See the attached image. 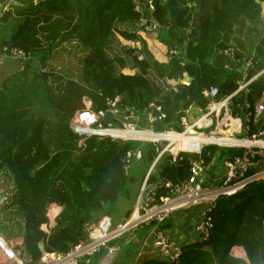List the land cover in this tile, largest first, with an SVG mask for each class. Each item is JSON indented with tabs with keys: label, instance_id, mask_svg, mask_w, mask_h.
Returning <instances> with one entry per match:
<instances>
[{
	"label": "trees",
	"instance_id": "obj_1",
	"mask_svg": "<svg viewBox=\"0 0 264 264\" xmlns=\"http://www.w3.org/2000/svg\"><path fill=\"white\" fill-rule=\"evenodd\" d=\"M160 2L146 18L150 0H0L4 3L0 48L15 47L28 54L20 61L22 69L0 84V178L9 194L0 205V234L6 240L21 238L19 247L31 261L39 257L40 239L45 251H65L84 238L86 224L103 215L114 224L116 199L128 197L132 174L131 168L124 173L123 156L138 144L89 137L83 147L78 146L68 121L84 107L83 97L89 99L92 110L116 95L120 103L138 107L154 99L165 113L156 128L179 130L181 117L204 111L208 100L201 95L203 88L215 87V99L237 88L241 75L235 63L217 49L231 46L236 56H251L247 79L264 67V25L258 0ZM140 18L147 25L156 23V41L163 47L160 58L147 50L141 36L144 29L131 28ZM242 38L252 43L247 53ZM63 44L72 46L67 55L77 62V79L68 68L62 70L65 74L46 68L66 49ZM174 46L184 50L182 64L167 54ZM263 90L264 72L230 97L231 115L244 118L247 111L252 113ZM253 130L251 126L249 132ZM140 148L137 161L142 164L137 170L142 179L158 149L150 143ZM216 150L220 158L237 154L234 149L211 145L199 157L205 161ZM197 157L179 153L172 160L163 153L147 181L163 178L184 183L189 160ZM260 166L264 167V160ZM107 174L114 180L105 185ZM99 191H110L112 198L101 201ZM161 192L158 189L156 194ZM51 202L61 210L44 235L39 225L47 221L45 210ZM130 211L126 209L123 218ZM208 215L207 237L182 245L176 263L147 259L139 264H264V180L217 197Z\"/></svg>",
	"mask_w": 264,
	"mask_h": 264
},
{
	"label": "built area",
	"instance_id": "obj_2",
	"mask_svg": "<svg viewBox=\"0 0 264 264\" xmlns=\"http://www.w3.org/2000/svg\"><path fill=\"white\" fill-rule=\"evenodd\" d=\"M258 1L259 20L264 25V0ZM135 9L139 10V7L135 6ZM139 22L145 23V20L140 18ZM155 27L157 25L151 26L152 29ZM184 46L185 43L181 45V49ZM181 49L174 46L167 53L174 56L180 64L184 61V50ZM217 52L227 55L235 63L236 70L241 75L237 88L232 94L218 99H215V87L203 88L201 95L208 100L204 111L193 120L181 117L178 122L179 130L156 128V124L163 121L165 113L154 99L138 107L120 103L116 95L106 98L102 108L92 110L89 99L83 97L84 107L75 110L68 121L70 130L77 136L78 146L83 147L89 137H108L122 142L150 143L158 149L140 181L131 211L115 227L110 217L101 216L86 224L83 228L84 238L67 250H44L35 261H31L25 251L0 234V264H91L96 256L97 264H110L116 253V248L110 245L113 239L119 234L132 233L145 226L151 231V245L160 253L161 258L169 263H176L181 254L180 245L162 225L172 212L192 206H201L194 230L197 239H205L211 227L208 212L213 208L215 199L234 194L252 182L264 180V167L260 166V162L264 160V90L254 103L252 113L247 111L244 118L232 116L228 108L230 97L263 73L264 67L247 79V69L252 67L251 56H236L231 46L217 49ZM4 58L23 61L28 58V54L15 47L2 46L0 59ZM244 108L248 109V104H244ZM105 114L110 115L108 121L104 119ZM251 126L254 130L249 132ZM211 145L234 149L237 154L220 158L219 150H216L211 155L207 154V160L203 161L199 157L200 151ZM163 153L171 155L172 160L179 153L198 155L189 160V177L186 182L173 183L163 178L147 181L154 162ZM140 157L139 145L125 152V174L128 173L130 164ZM158 189H162V192L157 195ZM60 210L61 206L57 203L51 202L46 206L47 221L39 225L44 235L49 234Z\"/></svg>",
	"mask_w": 264,
	"mask_h": 264
},
{
	"label": "crops",
	"instance_id": "obj_3",
	"mask_svg": "<svg viewBox=\"0 0 264 264\" xmlns=\"http://www.w3.org/2000/svg\"><path fill=\"white\" fill-rule=\"evenodd\" d=\"M13 61L17 60L9 58L0 59V84L6 76L18 70H15L14 66L10 65ZM19 69H21V67ZM231 124H233V121H231ZM5 194L7 195L6 191ZM200 207L201 206H192L174 211L162 225L167 232H170L180 247L197 238V233L194 228L198 219ZM9 241L16 244L20 249L21 238ZM110 245L116 248V253L111 258L110 264H139L147 259H162L160 253L151 245V231L147 226L135 232L125 234L119 242L112 241ZM119 254L122 257L120 262L116 260ZM97 263L98 258L95 257L94 260L91 261V264Z\"/></svg>",
	"mask_w": 264,
	"mask_h": 264
},
{
	"label": "rangeland",
	"instance_id": "obj_4",
	"mask_svg": "<svg viewBox=\"0 0 264 264\" xmlns=\"http://www.w3.org/2000/svg\"><path fill=\"white\" fill-rule=\"evenodd\" d=\"M18 3V2H17ZM152 25H155L156 26V23L153 24H144L141 23V22H136V23H133L131 28L133 30H137L139 29L140 27H142L144 30L143 32L141 33V36L142 38L144 39L145 41V46L147 48V50L149 51V53L154 56L155 58H160L162 52H163V47L160 46V44L158 43V41H156V37H155V33H156V30H157V27H155L154 29L151 28ZM242 43H243V47L244 48V52L247 53L248 51L251 50L252 48V43L251 41H246L245 38H242ZM65 46L66 49H64V51H62V53L59 55V54H56L49 62L48 64H46V68L49 69L50 71H57V72H61L63 74H65L62 70L64 68H68L70 70H73L75 72V76H74V79H77V75L76 73L78 74V70H77V62L73 59H71V57H69V55H67V53L71 50L72 46L71 47H68L66 46V44H63ZM251 47V48H250ZM77 54V53H76ZM75 54V55H76ZM30 57V56H29ZM36 61L33 60V64H35ZM11 66H14L15 70L19 69L21 67L22 69V66H21V63L20 61H13L11 64ZM39 67V66H38ZM44 68V69H46ZM20 70V69H19ZM262 100L264 101V96L262 98ZM201 113L198 112V111H193L191 112V115L190 117H188L189 120H193L196 116L200 115ZM140 147L143 146V143H137ZM142 162L141 161H133L131 164H130V168H131V174H132V180L130 182L127 183V187H128V197L126 198H117L116 199V202H115V207H116V210L114 212V217L116 219V221L114 222V227L117 225V224H120L122 222V219H123V212L126 210V209H130L135 201V196H136V193H137V188H138V183H139V180H140V173L138 172L137 168L139 166H141ZM148 169V168H147ZM153 170V169H152ZM147 171V170H146ZM145 171V172H146ZM151 172V171H150ZM145 174V173H144ZM143 177V176H142ZM107 178L109 179H105V185L109 183L110 180H112L113 182V175H109L107 174ZM0 180H2L4 182V179L3 178H0ZM111 184V183H110ZM138 184V185H137ZM4 185V183H3ZM5 186V191L7 192L8 190V187L6 185ZM107 188V187H106ZM6 195V194H5ZM8 192H7V195L8 196ZM110 191H99V198L101 199V201L104 199V198H112V197H108L110 196ZM125 234H119L117 235L114 239H113V242H119L120 239L124 236ZM235 252L237 253L238 251L235 250ZM121 255H117L116 257V260L118 262L121 261Z\"/></svg>",
	"mask_w": 264,
	"mask_h": 264
},
{
	"label": "water",
	"instance_id": "obj_5",
	"mask_svg": "<svg viewBox=\"0 0 264 264\" xmlns=\"http://www.w3.org/2000/svg\"><path fill=\"white\" fill-rule=\"evenodd\" d=\"M161 0H150V7L148 9H145L144 12H145V17L146 18H149L150 17V11L151 9H154L155 7L157 6H160L161 5ZM163 1V0H162ZM10 3H13L15 5H18L17 2L15 1H11ZM2 8H3V5H0V15H1V11H2ZM153 24H155V22L153 21L152 22ZM104 119L106 121H108L110 119V115L109 114H105L104 116ZM242 121V119H240ZM7 199V196L5 195V187L3 186V181L0 180V205L2 203H4ZM37 249L39 251V253L43 252L44 251V242L42 239H40L38 242H37Z\"/></svg>",
	"mask_w": 264,
	"mask_h": 264
},
{
	"label": "flooded vegetation",
	"instance_id": "obj_6",
	"mask_svg": "<svg viewBox=\"0 0 264 264\" xmlns=\"http://www.w3.org/2000/svg\"><path fill=\"white\" fill-rule=\"evenodd\" d=\"M11 1H9L8 3H10ZM0 5H3V7H4V3H2V4H0ZM2 10H3V8H2ZM1 14H2V11H1Z\"/></svg>",
	"mask_w": 264,
	"mask_h": 264
}]
</instances>
